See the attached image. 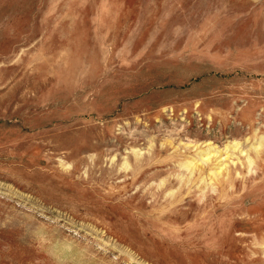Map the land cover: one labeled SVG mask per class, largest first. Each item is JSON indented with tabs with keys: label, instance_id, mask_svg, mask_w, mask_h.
<instances>
[{
	"label": "rangeland",
	"instance_id": "obj_1",
	"mask_svg": "<svg viewBox=\"0 0 264 264\" xmlns=\"http://www.w3.org/2000/svg\"><path fill=\"white\" fill-rule=\"evenodd\" d=\"M0 264H264V0H0Z\"/></svg>",
	"mask_w": 264,
	"mask_h": 264
},
{
	"label": "bare ground",
	"instance_id": "obj_2",
	"mask_svg": "<svg viewBox=\"0 0 264 264\" xmlns=\"http://www.w3.org/2000/svg\"><path fill=\"white\" fill-rule=\"evenodd\" d=\"M204 159V158H203Z\"/></svg>",
	"mask_w": 264,
	"mask_h": 264
}]
</instances>
